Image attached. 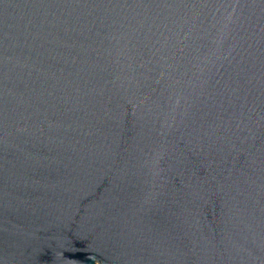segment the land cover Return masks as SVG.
<instances>
[{"label": "water", "instance_id": "1", "mask_svg": "<svg viewBox=\"0 0 264 264\" xmlns=\"http://www.w3.org/2000/svg\"><path fill=\"white\" fill-rule=\"evenodd\" d=\"M0 264H264V0H0Z\"/></svg>", "mask_w": 264, "mask_h": 264}]
</instances>
